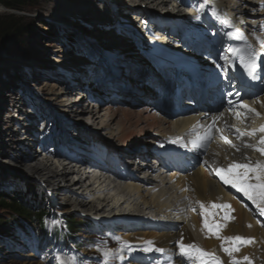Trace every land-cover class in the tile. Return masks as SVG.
Wrapping results in <instances>:
<instances>
[{
    "label": "bare ground",
    "instance_id": "bare-ground-1",
    "mask_svg": "<svg viewBox=\"0 0 264 264\" xmlns=\"http://www.w3.org/2000/svg\"><path fill=\"white\" fill-rule=\"evenodd\" d=\"M72 1L75 0H61L56 4L57 9H53L54 11H52V13H56L57 11V13L60 14L62 11L65 12L67 16L71 15V19H69L71 20V24L75 22L73 25L79 26L81 30L83 28L82 23L78 21L75 14L79 15L84 10L81 15L83 19L85 20V18H88V20H91L96 13L99 15H97L94 20L96 23L100 24L98 26L100 29L97 30V32L91 29L86 38H84L85 35L80 36V44L83 45V47H80L79 44L76 52L71 47L59 44V49H56L59 53V58L56 56L53 60L57 61L56 64H59L56 66V72L59 71L63 74L67 73L66 75L70 80H78L80 78L85 81V83L78 87L76 86V88L75 86H65L64 91L61 89L57 92L55 91V89H58L57 84L60 83L63 85L64 82L61 83V78L55 75L51 70L53 68L55 69V66L48 65L46 68H49L47 71H50L49 78L51 80L49 81L54 84H49L50 82H48V84L44 86L46 90L44 94H52V102L62 109L58 111V113L60 112V114H63L64 118H56L52 113H48L45 110L48 106L43 105L37 97L32 95L31 98H28V94H20V92H18L19 94L16 97L18 101L17 106H19L20 109L17 110V108H15L16 106H12L14 109L11 110L15 111L11 118L13 120H19L22 124L23 120H28L30 117L34 124L37 123L39 117L54 123L56 126L55 130H49L52 135L50 138L48 137L45 142V148L47 152H51V154L44 158L42 153L39 152V158L37 157V152L33 148L34 146L32 150H28L25 154L21 153L19 144L16 143L17 141H13V137L17 133V131L13 129L1 130L0 128V142H2V144L5 142L10 143L8 144V149L14 151L16 157L24 160V163L28 164L31 160L35 159V157L37 158L34 160L35 163L32 167L31 165L29 167L26 165V168H31L36 170V173H39L36 174V179L39 180V175H42L43 179H40L41 181L32 179L37 185L42 187L41 182L48 183L47 186H49V192L52 196L59 191L72 194L73 197L70 198L76 199V207L80 212L85 213V216L93 217L96 222L102 221L108 224V226L113 225V223L117 221L126 225L138 224L139 218H132L122 212L115 217V214L111 212L116 210L115 208L111 209V207H109L110 205H98L92 200L90 201L84 197L82 198L80 196L81 194L72 186H75L78 182L80 185L79 188H82L83 183L80 180L74 183L71 182V179L68 177L69 173L65 170V167L62 168V171H55L53 168L49 167V157L53 158L54 165L58 160V162H60L61 159H71L74 162L77 161V163H80L82 166L91 165L92 168L99 167L105 172H112V169L118 168L119 172L123 174L124 177H127L126 174L129 172V167L131 168L133 166L130 170L135 173L129 176L126 181H117L113 179L107 188L109 192L113 190L114 193L121 198L130 201L129 203H131L133 199V202H136L138 206L134 208V210L139 213L140 217L144 216L143 211L149 210L157 216V219L154 220L156 222L154 226L148 223H153V221L147 220V218L145 219L146 223H148L145 224L144 230L146 231H142L141 228H139L136 229V233L128 232L126 237L123 236L122 240L115 239L114 243L117 244L125 241L128 243L132 241L135 242L138 249L135 253H130L127 258L129 262H133L146 252L143 249L148 247L146 244L147 241L153 242L154 249L162 248L164 250H169L174 248V245H176L177 241L181 240L182 236L184 242L193 241L195 243H201L211 250H217L219 248V241L211 237V234L209 236L204 234L202 209H200L199 205L196 203V201L199 200L208 206H210L212 202L230 204L232 209H234L231 215L234 216L235 219L226 222L227 227L222 230L221 235H239L246 238H255V242L252 244L239 245L241 249H239L236 255L243 264H247L246 261H243V257L245 256L250 257L254 264H264V226H262L264 225V216L260 215L256 206L252 204L242 192L232 188L231 185L223 184L219 177L212 171V167L226 168L233 161L248 163L249 160L245 159L246 157L250 158L253 163L256 160H264V156L258 151L244 146L245 143L257 145L259 142L253 143L251 137L247 136L243 139L237 138L234 129H230L225 123L227 122L228 125L235 124L237 127L247 130L243 124H250L251 119L249 115L254 116V114L249 113L242 121L236 120L239 122L236 123L234 121V115L228 111L230 108L227 104L216 99V97L207 96L199 90H195L193 84L189 86L191 91H189L187 87L190 80L193 82L201 81L208 87L210 92L215 91L217 84L214 85V81L218 80L220 74L215 68V75L212 76L208 68V62H213L216 67H219L217 65L219 64L218 57L213 58L212 54L216 52L217 54L215 55L219 56L221 52L226 51L227 46L234 37H238L246 46L250 43L257 52L264 53V48H261L256 40V36L264 38V28H262V25H264V0H197L200 4L204 5L205 8L203 9L191 7L192 4L188 0H137V2L143 3L144 5L148 3L152 6L156 5V8L166 7L165 10L163 9L164 11L162 14H164V16L161 18L157 19L155 17L156 15L148 18V26L146 25L147 29H155L156 34L149 37L144 36V41L139 39L140 33H136L135 37L131 35V39L129 34L131 25L129 21L119 23L115 22L112 18V15L114 16L115 14V16H117L120 12L121 15L125 13V18L133 19V17H136V13L139 14L142 10L149 9L142 7V4H127L126 1L131 3L132 0H79L80 4L72 7L70 6ZM83 6L85 8H83ZM176 6L181 7L178 8V10H180L179 13L183 16L182 18L174 17L177 16L178 13L175 9ZM138 7H141V9ZM213 7L219 11L221 18H227L231 21V25L235 27L224 24L221 18H217V16L213 15ZM116 8L117 10H115ZM3 10H6V8L0 4V12ZM52 13L51 15L53 16ZM191 15H195L199 17V19L191 21L190 18L197 19L196 17H190ZM39 17L41 18L42 16L39 15ZM155 21L159 24L164 22V24H162L164 27L158 24L157 26ZM90 27L92 28L93 26L90 25ZM195 28L197 30L196 34L194 33ZM236 28L241 30L243 36L246 37L247 40L235 33ZM116 29L119 33H126V36H118ZM179 30L185 31L187 34L191 33L193 39L199 43L197 49L206 53H204V56H200L201 58L198 59L195 67L190 71L188 55L192 53L193 50L191 49L188 51L187 46L178 43L181 42V38L178 36ZM165 31H171V38L168 39V36L164 33ZM214 33L216 35H213ZM146 38L153 39L147 40L148 43H146ZM211 38H213L214 41H211ZM161 40L164 47L155 46L152 43ZM149 44L151 45V49L148 52L151 56H146L144 52L148 53L147 48ZM197 53L198 50L193 52L195 58L198 57ZM162 54L169 55L164 57ZM260 58L264 59V55H261ZM154 63H160L162 66L157 67ZM172 63L177 67H173ZM133 65H135V68L132 67ZM26 66L28 65L19 63L17 67H15V72H22L21 77L17 76V73H14L9 78H0V108L7 103L6 90L12 89L15 95H17L16 90H14L16 86H23L21 90H26L25 84L27 79H30L28 76H25L27 71L23 72ZM101 67L103 70H101ZM149 67L153 71L150 70ZM91 71L98 72H92V74H94V76H92ZM177 73L183 74V78L186 80L185 83L182 82L181 77L177 75ZM134 74H139V76H135ZM142 75L145 79L140 77ZM23 79H25V82H22ZM152 85H156L159 89L152 87ZM167 86H179V88L172 87V91L170 90V92H168L169 90H166V88H168ZM97 88V96L104 102L98 104L94 101L93 104L96 105L91 106L92 112L90 113L93 115L89 119L92 125L95 122L96 124L99 123L98 120L99 117H101L98 115L99 111H102V107H106L109 112L110 123L102 124L101 122V127L107 130L112 129L111 124L117 121L118 131L114 133L113 136L119 141L118 146L121 147L115 146L113 141L103 139L95 130L85 129V125L83 126L81 123H65L69 120L67 117L73 114L72 112H77L73 111V107L78 106L82 102L78 101V97L80 99L82 94L85 93L87 98H90L88 101L86 100V102H90L92 99L90 95L95 92ZM152 89L154 91L156 90V94L149 93ZM159 91H161L160 95H158ZM186 94L190 97L185 98V101H181L180 96H185ZM192 95H196V98L201 101L193 102L190 107L186 106ZM177 96L178 100L176 99ZM257 100L264 101V93L259 95L258 99H253L252 101L247 100L245 102L261 112V116L263 117L262 120H264V105L257 103ZM156 101H159V103ZM174 101L180 102L181 105L176 104L178 108H176V106L171 108V102ZM138 102L140 103L138 104ZM27 104L35 105L33 106L37 109L36 113L39 114L38 117L31 114H29L30 117L25 116L23 108L26 107ZM120 104L130 106L125 108ZM138 105H140L141 109L139 111L134 110V107ZM162 106L167 108L165 110L166 112L162 111ZM1 111L2 109H0V124ZM221 112L224 113V117L217 121L216 129L213 130L211 139L205 142L204 147L194 149L191 144L193 137L197 131L204 130L199 126L210 124L212 122L211 118L213 116H218ZM85 122L87 127L90 121L88 122L86 120ZM27 125L28 124L24 126ZM66 127L70 128L71 131L66 130ZM219 128L224 129V135L235 144V148L221 139L220 132L217 130ZM45 130L46 128L43 132L47 134L48 132ZM67 132H72L75 135L79 134L78 138L73 141V139H70L69 133ZM37 136L38 135H30V133L24 130L22 139L24 142L35 140L33 145H36L39 143L40 138ZM144 137H149V139L146 141L148 143L144 142V144H147V147L141 149L139 145L140 142L144 141ZM61 138L64 139L63 143L60 142ZM252 138L253 140L259 141V136H257V134ZM174 140L177 142L173 143ZM50 144H52L55 149H49ZM67 144L69 145L70 153L62 148ZM87 144L94 145L96 150L100 152L94 153L93 156L92 151L90 152L89 148H87L89 147ZM185 144H187V147L184 146ZM237 148L239 151L236 150ZM79 150H83L84 153ZM107 153L118 160L117 164H111L112 160L108 159L105 155ZM161 157L164 158V162L160 163V165L162 164V166L167 169L166 176L161 175L162 173L156 174L158 169H160V165L157 166L155 164L159 163ZM148 161H150V163ZM154 174H156V176ZM21 175L25 178L27 174L21 172ZM251 175L252 174H250V177ZM9 177V173L3 172V167L0 166V183L11 188L13 187L15 190L21 189L17 184L23 183V180L20 178L16 180L18 175L13 176L11 174L12 179ZM63 182L65 183L63 184ZM100 182L101 181L97 182L100 192H92L93 196L96 193L98 194L95 198L99 202H101L100 197L102 196V184ZM119 182L122 184H118ZM24 184L25 187L27 186L33 189L34 185L32 181L27 180ZM74 196L76 197L74 198ZM121 198L117 197V203H119ZM240 199L246 201V204H243ZM245 205H247V207H245ZM193 208H195L196 211H193ZM213 211H215L217 215L215 217L210 216V220L215 219L218 223H225L223 219L225 209H215ZM249 225L251 226L249 227ZM130 234H134V236ZM8 235L9 234H6V236ZM4 237L5 235L2 236V240ZM223 243H226L229 247L233 246L231 243ZM115 250L112 251L109 260L112 262V256L116 255L118 256L119 262H125L126 257ZM52 259L50 258L49 261H52ZM60 261H64L65 264L68 263L67 259L63 258V256L60 258Z\"/></svg>",
    "mask_w": 264,
    "mask_h": 264
},
{
    "label": "rangeland",
    "instance_id": "rangeland-1",
    "mask_svg": "<svg viewBox=\"0 0 264 264\" xmlns=\"http://www.w3.org/2000/svg\"><path fill=\"white\" fill-rule=\"evenodd\" d=\"M7 1L11 2V0H7ZM60 1L61 0L59 1L58 0H27L24 4L22 5L20 4L22 11L10 9L6 7L4 4L0 3L6 8V10L0 12V16H7L13 14L14 15L13 22L22 25L23 30L25 31L24 36L21 42L19 43H17L14 39L11 38H7L4 40L2 39V37H0V78L3 77L9 78L14 73H17L15 72V67H17L19 63L27 64L28 66L25 67L26 69L23 72L27 71L28 73L26 72L25 76H28L30 79H27V82L25 84L26 90L25 89L21 90V87L23 86L21 87L16 86L17 88L14 87V90H16L17 92L16 96H18L19 94L18 92H20V94H25V95L28 94V98H31L32 95L37 97V99L40 102H42L43 105L48 106V108H45V110L48 113H52L53 115H55L56 118L59 117L64 118V117L63 114H60V112L58 113V111H61L62 109H60V107H57L52 102L51 99L52 94H44V92H46L44 86L47 85L48 82H50L49 80H51L49 78L50 71H47V69L49 70V68L46 67L48 65H52L53 67L55 66V69L53 68L51 70L54 72L55 75L61 78V83L63 82L64 84L67 83L65 85L58 83L57 84L58 89L57 90L55 89V91L57 92H59L61 89H63L64 91L65 86H72V87L75 86L76 88V86L78 87L79 85H83L85 81H83L80 78L78 80H72V79L70 80L66 75L67 73L63 74L60 73L59 71L56 72V66L59 65L56 64L57 61L53 60L54 58H56V56L57 57L59 56L58 55L59 53L56 51V49L57 48L59 49V44H62L65 45L66 47L68 46L73 48L76 52L80 44V36L85 35L84 38H86L91 29H93V31L95 32H97V30L100 29V27H98L100 24L96 23L94 20V18L97 17V15L99 14L95 13L93 15L94 16L93 19L88 20V18L87 19L85 18L86 20L85 21L83 19V16H81L82 13L84 12L82 8L81 9L83 10V12H81L79 15L75 14V17L78 19V21L82 23L83 26L82 30L79 28V26L73 25V23L75 22L71 24L70 22L71 20H69L71 19L70 18L71 15L67 16L65 15L66 13L62 11L60 12V14H58L57 11L56 13H52V11L57 9L56 4ZM78 4H80V1L75 0L70 3V6L75 7L78 6ZM145 5L146 6L149 5L151 8L148 7L149 9H147V7H145L147 10H142V12H140L139 14L136 13L135 16H137L138 14V18L137 17H134L133 19L128 18L129 23L131 25V29L129 33L130 36L132 35L133 37H135L136 33H140L139 39H141L142 41H144L145 34L148 33V29H147L148 18L150 16L154 17L156 15L155 17L159 19L160 17H162L160 16V12H163L166 9V7L164 8L158 6H157L158 8H156V5L152 6L149 3ZM126 6L130 7L128 5ZM83 8L85 7L83 6ZM138 8L141 9V7ZM178 8L181 7L180 6L175 7V9L178 11L177 17L182 18L183 16L180 15L179 13L180 10H178ZM115 10H117V8ZM51 13L53 14V16L51 15ZM39 15H41L42 17L40 18ZM140 17L142 18L140 19ZM112 18L114 19L115 22L123 23V21H125L124 20L125 13L121 15L119 12L117 16H115V14L114 16L112 15ZM144 19L146 21H144ZM136 20L139 21L137 22ZM157 24L158 23L156 22V25ZM90 25H92L93 27L91 28ZM118 36L124 37L126 36V33L122 32L118 34ZM80 47H83V45L80 44ZM132 67L135 68V65H133ZM101 70H103L102 67ZM92 72H98V71H91V75L94 76ZM21 75H22L21 71L17 73V76L21 77ZM134 75L139 76V74H134ZM140 77L145 79L143 75ZM22 82H25V79H23ZM49 84H54V83L50 82ZM12 92H13L12 89L11 90L8 89L5 91L8 100L7 103L3 105L2 108H0L2 109L0 128L1 130L13 129L17 131L16 135L13 137L14 139L13 141L15 142L17 141L16 143L19 144L20 147L19 149L21 153L25 154V152H27L28 150L29 151L32 150V147L34 146L33 148L37 152V157L40 158L39 152H40V148L42 147L41 144L37 143L36 145H33L35 140L31 142L30 141L24 142V140L22 139L24 130L30 133V135H38L39 137L41 136L40 138L41 140H46V138L48 137L50 138V136L52 135V133H50L51 131L49 130H53V129L55 130L56 126L50 120H47L42 117L41 118L39 117L37 119V123L34 124L33 121H31L32 119L29 115L31 114L37 117L39 116V114L36 113L37 109L34 108L35 106L34 104H33L34 106L27 104V106L23 108L25 116L30 117V119L23 120V124L22 122L20 123V121L17 119L13 120L11 116L14 114L15 111H11L12 109H14L11 105L12 102L11 100L13 97ZM88 99L89 98H87L85 93L82 94V97L80 99L78 97V101L79 102L82 101V102L78 106L73 107V111H77V112H72L73 114L67 117L69 118V120H67L65 123L67 122L68 123L70 122V124L73 123L77 124L76 122H78V124L81 123V125L83 126L85 125L84 127L85 129L86 128L93 129L95 130V132L99 133L101 137H103V139L113 141V143H115V146L121 147L118 146L119 141L116 140V138H114L113 136V134L118 131L117 121L111 124L112 129L107 130L101 127V125L104 123H110L109 112L107 111L106 107H102V111L101 112L99 111L98 114L99 116H101L99 117L98 120L99 123L96 124L95 122L92 125L91 120L89 118L93 115L92 113H90L92 112L91 106L93 105L88 106V102H86V100L88 101ZM139 103L140 102H138V104ZM120 105H122L125 108L130 106L123 104ZM134 108H135L134 110L137 111L141 109L140 105ZM86 120L88 122L90 121V124L88 123L87 127L85 122ZM26 124L28 125L24 126ZM68 127H66V130L71 131V129ZM45 128H46L45 131L48 132L47 135L44 134L43 132ZM67 133H69V137L70 139H73V141H75V139L78 138L79 135V134L75 135L72 132H67ZM148 139L149 137H144L143 139L144 141L140 142L139 146L141 147V149L147 147V144H144V142L148 143L146 142L148 141ZM63 141L64 139L61 138L60 142L63 143ZM8 144L10 143L5 142L2 144V142H0V166L3 167V172L9 173L10 179H12L11 174L13 176L18 175V177H16V180L20 178L21 180H23V183L21 184L18 183L17 185L20 186L21 189H16V190L13 187L11 188L7 185L0 183V194H6L12 197H23L26 200L27 204H29L31 207H34L35 209H39V210L45 209L46 213L42 220H35L33 222H30V220L24 221L23 219L19 218L22 222L28 223L29 227L24 228V225L22 223L20 224V226L13 225L12 226L13 230L9 233V235L8 236L5 235L3 240L0 238V264H55V263L61 264L60 258L62 256L63 258L67 259L68 263L66 264H104V252L106 250H111V253L115 249H116L115 251L122 250V253L126 252L128 247H124L122 245L120 246V244H122L121 242L120 244L114 242L117 237L121 238L119 240H122L123 236L126 237V234H128V232L134 233L135 231H133L132 229L134 227L132 226L124 227L121 224L118 225L113 224L110 227H108V224L106 223L104 224L102 222H96L93 219V217L85 216V213L80 212V210L76 207V203H75L76 199L70 198L73 197L72 194H66L64 192L59 191L53 194L52 196L49 192L50 188L49 186H47L48 183L41 182L42 184L41 187L32 180L35 178L36 174L39 173H36V170H33L28 167L30 165L32 167L33 164L35 163L34 160L37 158L35 157V159L31 160V162H29L28 164L24 163V160L18 159V157H16V153L14 151L8 149L9 148ZM66 146L62 147L63 150H66L68 153H70L69 145L67 144ZM87 148H89L90 152L92 151L93 155L94 153L95 154L98 153L95 152L97 151L95 150L96 147L92 144L89 145V147ZM49 149L53 150L55 148L52 146V144H50ZM79 151L84 153L83 150H79ZM53 161L54 160L52 158L49 160V164H50L49 167L53 168L55 171H62V168L65 167V170H67V172L69 173L68 177L69 179H71V182L74 183L80 180L83 183L82 188H79L80 185L78 184V182L77 184H75V186L74 185L72 186L74 187L75 190L78 191L79 194H81L80 196L82 198L84 197L87 200L90 201L92 200L95 204L98 205L108 204L110 205L109 207H111V209L115 208L117 212H122L123 214H127L129 216L137 217V215L139 214L137 211L134 210V208L138 206L136 202H133V199L131 200L132 202L129 203L130 201L128 200L126 201L125 198H121L119 195L115 194L113 190L112 192H109V189L107 187L111 182V175L109 174L104 175L102 171H99V169L95 167L92 168L91 165L82 166L80 163H77V161L74 162L71 159L70 160L61 159L60 162H58L59 160L58 161L55 160L56 161L55 165L53 164ZM148 162L150 163V161ZM26 165L28 166L27 167L28 169L26 168ZM132 168L133 167H131L130 169ZM21 172L27 174L25 178L22 177ZM156 174L158 175L160 173L157 172ZM156 174L154 175L156 176ZM26 179L28 181L33 182L34 186L32 190L27 186L25 187L24 183L27 182ZM96 180L97 182L101 181L100 183L102 184L101 185L102 196L100 197L101 202H99L95 198L96 196H98L97 193L94 194V196L92 195V192L93 193L98 191L100 192ZM64 183L65 182H63V184ZM118 184H122V183L119 182ZM75 197L76 196H74V198ZM117 197L121 198L119 203H117L116 200ZM116 211L111 213L116 214ZM143 215L151 216L153 215V213H151L149 210H145L143 211ZM10 217L13 216H11L10 213H8L7 211H0V218L4 219ZM69 219H76L79 222L82 223L85 222L89 225L82 228L81 231L75 235L76 242L70 244L69 246L71 247H68L70 249H67L64 247L66 245L63 244L62 239L65 238V234L67 233L66 221ZM55 235L58 236L57 239L55 238ZM130 235L134 236V234H130ZM50 258L51 259L53 258L52 261H49ZM112 259H113L112 262L109 260V264H119L118 256L113 255ZM135 264H148L146 255H143L139 259V261L135 262Z\"/></svg>",
    "mask_w": 264,
    "mask_h": 264
},
{
    "label": "snow or ice",
    "instance_id": "snow-or-ice-1",
    "mask_svg": "<svg viewBox=\"0 0 264 264\" xmlns=\"http://www.w3.org/2000/svg\"><path fill=\"white\" fill-rule=\"evenodd\" d=\"M204 5H201L203 8ZM213 15L220 17V13L216 8H212ZM199 19V17H196ZM224 24H228L232 27L231 21L227 18H221ZM264 28V25H262ZM235 33L241 36L243 39L247 40L246 37L243 36V33L240 29L236 28ZM231 35V34H230ZM256 40L260 44L261 48H264V38L260 36H256ZM228 51L232 54L241 53L240 55V64L241 66L247 70V72L252 76L253 79L256 77V70L259 68L258 58L264 53L257 52L255 48L248 43L247 48L242 52L239 48H229ZM223 59L227 62L229 61V57L225 55ZM231 103V102H230ZM257 103H261L264 105V101H257ZM236 108L244 109L245 111H237ZM236 120L242 121L247 117L249 113L255 114L257 116L262 115L255 107H252L245 101H241L239 104L236 105L235 108L228 109ZM224 117V113L221 112L218 116H213L211 118L212 122L208 125H200L199 127L204 129L203 131H197L195 136L193 137L191 144L194 149L202 148L205 146V142L209 141L213 135V130L216 129L217 121ZM226 126L230 129H234L237 138L243 139L244 137H253L256 136L257 133L264 134V124H261L258 128H251L250 130H243L237 127L235 124L228 125L227 122ZM195 128V126H194ZM220 132L221 139L225 141V143L229 144L231 147L235 148V144L224 135V129L219 128L217 129ZM177 141L174 140L173 143ZM187 147V144L184 145ZM245 147L252 148L255 151H258L262 156H264V135H260L259 137V144L254 145L251 143H245ZM239 151V149H236ZM245 159L249 160L248 163H238L233 161L230 163L226 168L225 167H212V171L215 173L216 176L223 182L225 185H231L232 188L237 189L239 192H242L244 196H246L252 204L256 206L257 211L260 213L261 216H264V160H256L254 163L251 162L250 158L246 157ZM239 170V171H237ZM250 174L251 177H250ZM199 205L200 209H202L203 214V230H206L208 234L215 235L218 239L222 242L231 243L232 247L225 246V243L221 244V247L225 252L228 253L229 256H232L234 251H239V245L241 244H252L255 242V238L252 237H243V236H222L221 232L224 228L227 227V221L234 220L235 217L231 215L234 211L230 204H219V203H210V206L205 205L202 201H196ZM247 207V205H245ZM215 209H225L223 213V219L225 223H218L215 219L210 220V216L215 217L217 213L213 210ZM193 211H196L193 208ZM251 225H249L250 227ZM264 226V225H262ZM116 239H121L117 237ZM146 244L148 247L144 248L143 250L146 252H150L154 250V245L152 241H147ZM179 245L180 252L189 258L195 257L200 261V264H223L218 256L215 253L205 251L202 247L195 243L191 244H184L183 236L181 237L180 241H177ZM124 247H128V242H123ZM155 251L164 252L165 250L162 248H155ZM111 255V250H106L104 252V264H109V257ZM243 261H246L247 264H252V260L250 257L245 256L243 257ZM61 264H65L64 261H61ZM232 264H241L240 260H237L235 257L232 258Z\"/></svg>",
    "mask_w": 264,
    "mask_h": 264
},
{
    "label": "trees",
    "instance_id": "trees-1",
    "mask_svg": "<svg viewBox=\"0 0 264 264\" xmlns=\"http://www.w3.org/2000/svg\"><path fill=\"white\" fill-rule=\"evenodd\" d=\"M27 0H0V3L4 4L6 7L22 11L21 5ZM21 4V5H20ZM14 15L0 16V37L2 39L11 38L17 43L21 42L24 36V30L22 25L13 22ZM32 190V188H31ZM0 211H7L10 213V218H0V238L12 231L13 225H18L22 223L27 225L26 222H22L19 218L24 221L30 220L31 222L35 220H42L45 216V209L39 210L31 207L27 204L23 197H12L6 194H0ZM68 232L65 234L66 240L75 241V235L81 231L82 228L86 227L88 224L85 222H79L76 219L67 220Z\"/></svg>",
    "mask_w": 264,
    "mask_h": 264
}]
</instances>
